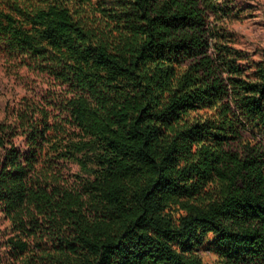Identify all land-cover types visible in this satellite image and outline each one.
Here are the masks:
<instances>
[{"label":"trees","instance_id":"obj_1","mask_svg":"<svg viewBox=\"0 0 264 264\" xmlns=\"http://www.w3.org/2000/svg\"><path fill=\"white\" fill-rule=\"evenodd\" d=\"M241 10L0 0L25 89L0 118V264H264V48L240 47Z\"/></svg>","mask_w":264,"mask_h":264},{"label":"rangeland","instance_id":"obj_2","mask_svg":"<svg viewBox=\"0 0 264 264\" xmlns=\"http://www.w3.org/2000/svg\"><path fill=\"white\" fill-rule=\"evenodd\" d=\"M233 1L237 8L242 9L239 19L233 23L240 47L251 52L264 48V0ZM20 72L22 77L26 75L25 69ZM19 79L0 51V118L4 117L7 104L14 103L15 95H21L25 91ZM2 227L0 214V229Z\"/></svg>","mask_w":264,"mask_h":264}]
</instances>
